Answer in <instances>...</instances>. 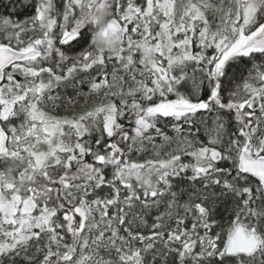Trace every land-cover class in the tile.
<instances>
[{"label": "snow or ice", "instance_id": "6c2138e0", "mask_svg": "<svg viewBox=\"0 0 264 264\" xmlns=\"http://www.w3.org/2000/svg\"><path fill=\"white\" fill-rule=\"evenodd\" d=\"M10 7L0 264H264V0Z\"/></svg>", "mask_w": 264, "mask_h": 264}, {"label": "trees", "instance_id": "16d2710c", "mask_svg": "<svg viewBox=\"0 0 264 264\" xmlns=\"http://www.w3.org/2000/svg\"><path fill=\"white\" fill-rule=\"evenodd\" d=\"M15 7L17 11L20 13L21 18L23 15V0H0V13H7L12 10L10 7ZM17 18L16 16L13 17Z\"/></svg>", "mask_w": 264, "mask_h": 264}]
</instances>
